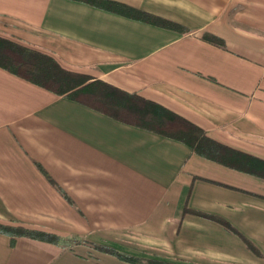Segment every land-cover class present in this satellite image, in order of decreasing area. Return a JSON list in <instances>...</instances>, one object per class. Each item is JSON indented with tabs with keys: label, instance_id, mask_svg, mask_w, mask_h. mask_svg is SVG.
<instances>
[{
	"label": "crops",
	"instance_id": "crops-1",
	"mask_svg": "<svg viewBox=\"0 0 264 264\" xmlns=\"http://www.w3.org/2000/svg\"><path fill=\"white\" fill-rule=\"evenodd\" d=\"M0 36L264 161V0H0ZM0 223L82 240L12 245L0 234V264H131L95 245L143 260L264 264V178L0 68Z\"/></svg>",
	"mask_w": 264,
	"mask_h": 264
},
{
	"label": "trees",
	"instance_id": "trees-1",
	"mask_svg": "<svg viewBox=\"0 0 264 264\" xmlns=\"http://www.w3.org/2000/svg\"><path fill=\"white\" fill-rule=\"evenodd\" d=\"M119 7L118 4H113ZM111 9L133 18L178 29L179 26L157 19L147 13L120 6ZM205 40L224 47L220 38L207 34ZM0 68L19 76L59 96L75 100L100 111L111 118L131 124L187 144L192 151L206 159L237 170L250 172L264 178V161L248 156L211 139L199 126L181 118L172 111L135 93H129L100 80L68 71L50 55L30 49L20 43L0 36ZM227 229L241 236L255 252L256 248L233 227ZM0 234L11 238L14 245L17 237H29L54 244L62 238L52 233L0 223ZM98 251L117 257L131 264H181L157 259L143 260L108 246L95 245ZM258 253V252H257Z\"/></svg>",
	"mask_w": 264,
	"mask_h": 264
},
{
	"label": "rangeland",
	"instance_id": "rangeland-1",
	"mask_svg": "<svg viewBox=\"0 0 264 264\" xmlns=\"http://www.w3.org/2000/svg\"><path fill=\"white\" fill-rule=\"evenodd\" d=\"M81 241L82 240L77 239V238H68V239L62 241L63 242L62 244L65 245V247H70L71 245H73L77 242H81Z\"/></svg>",
	"mask_w": 264,
	"mask_h": 264
}]
</instances>
